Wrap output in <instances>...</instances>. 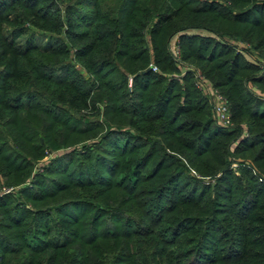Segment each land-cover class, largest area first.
Masks as SVG:
<instances>
[{
    "label": "trees",
    "instance_id": "1",
    "mask_svg": "<svg viewBox=\"0 0 264 264\" xmlns=\"http://www.w3.org/2000/svg\"><path fill=\"white\" fill-rule=\"evenodd\" d=\"M0 264H264V0H0Z\"/></svg>",
    "mask_w": 264,
    "mask_h": 264
},
{
    "label": "built area",
    "instance_id": "2",
    "mask_svg": "<svg viewBox=\"0 0 264 264\" xmlns=\"http://www.w3.org/2000/svg\"><path fill=\"white\" fill-rule=\"evenodd\" d=\"M174 56H177V50L173 51ZM151 70H155L154 67H151ZM198 76V77H197ZM197 77L195 85L198 90L207 97L210 102L211 111L215 123L220 126L227 128L231 125L229 119V113L222 95L215 89L212 88L209 83L203 79L200 75L195 74ZM8 189H4V192H7Z\"/></svg>",
    "mask_w": 264,
    "mask_h": 264
},
{
    "label": "rangeland",
    "instance_id": "3",
    "mask_svg": "<svg viewBox=\"0 0 264 264\" xmlns=\"http://www.w3.org/2000/svg\"><path fill=\"white\" fill-rule=\"evenodd\" d=\"M46 36H47L46 34H43V33L37 32V31H33L32 33L28 32L23 38H21L20 41H23L26 38V39H31L35 44L45 45L46 41L48 40V38ZM173 41H174V39H172V41H170V43H169V47L172 50V52L174 51ZM197 77H195V82H196ZM98 119L100 120L101 118L98 117Z\"/></svg>",
    "mask_w": 264,
    "mask_h": 264
}]
</instances>
